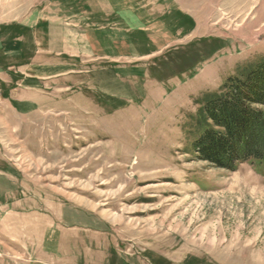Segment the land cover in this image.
<instances>
[{
  "label": "rangeland",
  "instance_id": "374dc122",
  "mask_svg": "<svg viewBox=\"0 0 264 264\" xmlns=\"http://www.w3.org/2000/svg\"><path fill=\"white\" fill-rule=\"evenodd\" d=\"M264 60V0H0V264H264V163L194 148Z\"/></svg>",
  "mask_w": 264,
  "mask_h": 264
},
{
  "label": "trees",
  "instance_id": "16d2710c",
  "mask_svg": "<svg viewBox=\"0 0 264 264\" xmlns=\"http://www.w3.org/2000/svg\"><path fill=\"white\" fill-rule=\"evenodd\" d=\"M204 113L212 123L194 144L202 159L235 170L264 163V60L231 77L224 92L209 99Z\"/></svg>",
  "mask_w": 264,
  "mask_h": 264
},
{
  "label": "built area",
  "instance_id": "2783aa9c",
  "mask_svg": "<svg viewBox=\"0 0 264 264\" xmlns=\"http://www.w3.org/2000/svg\"><path fill=\"white\" fill-rule=\"evenodd\" d=\"M2 256V254H0V257Z\"/></svg>",
  "mask_w": 264,
  "mask_h": 264
}]
</instances>
